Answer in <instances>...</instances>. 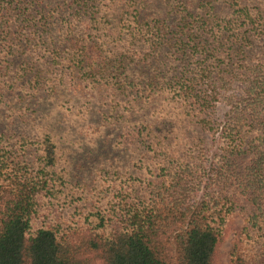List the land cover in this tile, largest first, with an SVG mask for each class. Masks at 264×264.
<instances>
[{
  "label": "trees",
  "instance_id": "trees-1",
  "mask_svg": "<svg viewBox=\"0 0 264 264\" xmlns=\"http://www.w3.org/2000/svg\"><path fill=\"white\" fill-rule=\"evenodd\" d=\"M231 236L264 264V0H0V264H224Z\"/></svg>",
  "mask_w": 264,
  "mask_h": 264
},
{
  "label": "rangeland",
  "instance_id": "rangeland-1",
  "mask_svg": "<svg viewBox=\"0 0 264 264\" xmlns=\"http://www.w3.org/2000/svg\"><path fill=\"white\" fill-rule=\"evenodd\" d=\"M107 145H109V144L107 143ZM104 147H105V146H104ZM88 149L93 150V147L88 146ZM104 149L107 150L106 147H105ZM86 153H87V152H86ZM89 153H90V152H88V153L85 155V156H86V160L84 161V164L86 165V167H87V168L90 167V164H91V163H90V160L93 161V165L97 162V164H98L99 166H101V162L103 161V159H101L102 155H99V154H97V153H94V155H93V154L91 155V154H89ZM91 157H92V158H91ZM237 222H238L239 224L242 223L241 219H238ZM231 246H232V236L229 237V238L225 241V243L222 245V262H223L224 264H228L229 261H230L229 250H230ZM97 264H101V263L98 262Z\"/></svg>",
  "mask_w": 264,
  "mask_h": 264
}]
</instances>
